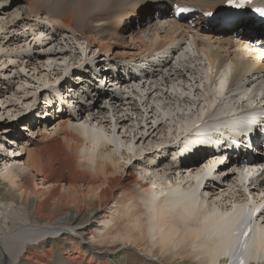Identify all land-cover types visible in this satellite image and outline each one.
<instances>
[{
    "label": "bare ground",
    "instance_id": "6f19581e",
    "mask_svg": "<svg viewBox=\"0 0 264 264\" xmlns=\"http://www.w3.org/2000/svg\"><path fill=\"white\" fill-rule=\"evenodd\" d=\"M149 2L163 6L160 20L145 23V0H0V264H122L129 253L141 264H226L245 251L264 264V174L250 190L233 160L170 151L221 116L215 130L230 140L226 125L264 100L263 52L252 60L244 34L170 16L173 3L216 13L225 0ZM138 17L137 31L127 23ZM102 65L117 69L113 87L131 88L98 91L90 75ZM81 68L70 86L81 91L53 119L26 117ZM75 97L85 104L71 111ZM181 200L195 212L188 223L173 211ZM247 201L255 209L234 206Z\"/></svg>",
    "mask_w": 264,
    "mask_h": 264
},
{
    "label": "snow or ice",
    "instance_id": "6c2138e0",
    "mask_svg": "<svg viewBox=\"0 0 264 264\" xmlns=\"http://www.w3.org/2000/svg\"><path fill=\"white\" fill-rule=\"evenodd\" d=\"M225 5L226 6L219 7L216 13H205L208 17L215 16L216 27L222 28L226 32L236 33L237 35L258 32L260 29H264V7H246L248 5H253V0H225ZM151 6L149 0H145L143 7ZM177 8H179L178 5L172 9L173 15L179 14L176 11ZM184 10L186 9L179 8V12H183ZM256 14L261 18L259 21L256 18ZM248 38L252 39L251 36ZM176 210L180 212L178 218L182 223H188L195 215L194 209L189 208L184 200L176 204V208L173 209V211ZM245 235H247V233H245ZM241 264H243V261H241Z\"/></svg>",
    "mask_w": 264,
    "mask_h": 264
},
{
    "label": "rangeland",
    "instance_id": "374dc122",
    "mask_svg": "<svg viewBox=\"0 0 264 264\" xmlns=\"http://www.w3.org/2000/svg\"><path fill=\"white\" fill-rule=\"evenodd\" d=\"M153 7L151 6V7H148V12L146 13V16H145V23H148L149 21H150V18H154L153 16H147V15H150V14H152V12H153ZM128 26H132V25H130V24H128ZM138 31V30H137ZM127 41H129V38H127L126 39V42ZM77 71L78 72H83L84 73V69H76V74H77ZM93 72V71H92ZM91 76V78H93L92 77V74L90 75ZM53 77V76H52ZM36 78H38V77H36ZM34 82L35 83H38L37 82V80H34ZM57 82V81H56ZM55 82V83H56ZM39 85L38 84H36L34 87H35V89H36V87H38ZM70 87V86H69ZM16 88V87H15ZM72 90H74L75 92H77V91H81V88L80 89H74V88H72V87H70ZM88 96V95H87ZM87 99V98H86ZM45 100H43V98H42V100L40 101V103H39V105L38 106H40V110L38 109V110H36V111H34L33 109L34 108H36L37 106H35L32 110H28V111H26L25 113H26V117H27V115H28V113H30L31 111H33V114L32 115H28V117H30V116H33V117H30V119H31V121H34L35 119L37 120L38 119V117H40V119H43V117L41 116V114L43 113L42 112V110H41V103H43ZM87 104V103H86ZM20 108H21V106H20ZM23 108L24 109H26L27 108V105H25V106H23ZM19 116V115H18ZM26 117L23 119V120H20V121H18L17 122V124L16 125H18V126H16V130H19L21 133H22V135H24L23 136V139H25V138H28L27 137V135H30V133H28L27 131H25L24 130V128L26 127V124H27V122H24V120L26 119ZM34 119V120H33ZM33 123H35L36 124V122H33ZM38 124V123H37ZM25 126V127H24ZM28 126H29V124H28ZM15 127V126H14ZM13 127V128H14ZM35 129V126L34 127H32V129ZM28 129H30V128H28ZM13 130V129H12ZM32 137V136H31ZM188 174H184V176H187ZM130 254H132V253H129L125 258H124V263H122V264H141V262H139V261H133L132 262V260H133V258H131V256H130ZM131 259V260H130ZM139 259H141L140 257H139ZM148 264V263H147Z\"/></svg>",
    "mask_w": 264,
    "mask_h": 264
}]
</instances>
